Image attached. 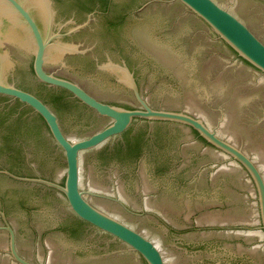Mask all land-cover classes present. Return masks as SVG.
<instances>
[{"label":"water","instance_id":"95a60500","mask_svg":"<svg viewBox=\"0 0 264 264\" xmlns=\"http://www.w3.org/2000/svg\"><path fill=\"white\" fill-rule=\"evenodd\" d=\"M0 214L264 262V0H0Z\"/></svg>","mask_w":264,"mask_h":264}]
</instances>
